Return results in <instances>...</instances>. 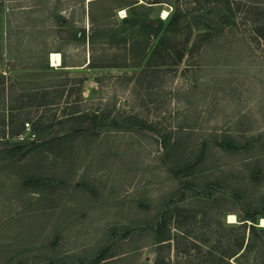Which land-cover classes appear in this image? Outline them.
<instances>
[{"label":"rangeland","instance_id":"1","mask_svg":"<svg viewBox=\"0 0 264 264\" xmlns=\"http://www.w3.org/2000/svg\"><path fill=\"white\" fill-rule=\"evenodd\" d=\"M232 1L245 6L237 26L217 31L223 13L205 0H0V88L56 99V106L38 108L0 95V213L13 215L0 218V264H92L108 247L114 258L106 264L132 254L117 264H153L158 223L172 215L176 234L177 209L196 216L200 224L190 228L197 235L210 233L209 222L251 225L252 215L264 228V38L251 33L254 21L245 13L261 0ZM177 6L205 7L210 21L209 29L193 26L176 38L190 40L177 65L85 68L92 40L108 50L127 34L141 38L123 18L138 14L157 26ZM99 49L101 62H109L112 51H105L107 61ZM54 54L58 66L50 65ZM64 62L69 67L61 69ZM46 65L53 70L40 72ZM21 102L29 116L17 121L18 111L9 109ZM86 115L84 129L73 132ZM92 117L104 125L93 126ZM63 135L70 137L30 150ZM223 138L254 151H222ZM165 141L180 145L167 150ZM9 161L21 172L13 185L2 172ZM10 192L12 200L4 196ZM253 260L243 262L264 264Z\"/></svg>","mask_w":264,"mask_h":264},{"label":"trees","instance_id":"2","mask_svg":"<svg viewBox=\"0 0 264 264\" xmlns=\"http://www.w3.org/2000/svg\"><path fill=\"white\" fill-rule=\"evenodd\" d=\"M199 1V0H197ZM209 4L216 6V8L223 13V18L221 21L216 24L214 27L217 31H221L227 26L235 25L237 20L236 13L244 10L245 6L243 4H234L232 0H205ZM256 2V1H255ZM254 2V5H255ZM258 3V4H257ZM256 3L257 6H248L245 10L247 16L253 18L254 21V28L252 32L255 37L262 39L264 38V8L263 3L264 0L258 1ZM205 7H200L192 10H184L180 6H177L174 9L173 14H170V18L167 22L158 20L157 26L154 22L148 21V19H144L143 16L134 15L132 19L123 18L126 24H130L132 27H135L136 35L141 37L139 39H129V35L131 37V33L127 34V40L125 41H118L117 43L111 42L108 47L110 52L112 51V59L109 62H101L99 57L97 56L98 47L101 46L99 49L100 53L103 54V60H107V56L105 55V51H109L104 48L105 44H97L94 40L91 41L90 45V62L87 64L85 68L89 69H96V68H116V69H126V70H137V69H144L153 66L159 67H167L169 66L168 61H172L173 65H177L178 61L183 60L184 51H186L187 47L186 44H189L190 40L187 38L184 43H179L177 41V37L184 33L185 30H191L192 27H205V29H209V19L203 17L202 12ZM197 13L198 18L194 21L187 20L189 14ZM107 18V17H105ZM255 18V19H254ZM93 20V18H92ZM223 20H227L225 24H222ZM246 22L247 18H243ZM96 20H93V24L95 25ZM135 31V30H134ZM85 31H83V34ZM159 37V41L156 44H152V38ZM208 38V37H207ZM126 39V35H125ZM256 39V38H255ZM206 40V36H205ZM151 41V42H150ZM100 45V46H99ZM181 47V49H180ZM206 52L205 49L202 50ZM122 53L123 55H120ZM172 54L176 55V59L172 58ZM119 55L122 59H119ZM101 58V57H100ZM108 61V60H107ZM121 62V64L119 63ZM199 66V64L197 65ZM61 69H66L65 62L60 66ZM53 67H46L40 69V72H48L53 70ZM67 71V70H65ZM5 73H9L5 71ZM6 75L0 73V87L5 86ZM10 93V98L15 99L17 101L27 99L31 101L33 104H37L38 108L43 107H50L56 106V99H50L49 92L46 91H38L33 92V94L28 96H19L15 94V90L13 88L6 89L0 88V95H5L6 93ZM35 93V94H34ZM57 94V97H63L65 90H57L53 92ZM55 96V95H54ZM22 98V99H21ZM62 99V98H61ZM16 100V99H15ZM58 105V104H57ZM29 105L21 102V105L12 106L10 107V111H18L17 115H13L12 118L17 121L24 120L29 116L28 109ZM89 115H86L79 126L73 128V132H77L81 129H84L82 125L87 122L88 118H91ZM41 121V119H40ZM75 121V120H74ZM76 122V121H75ZM94 126H101L104 125V122L98 120L97 117H92V121H90ZM23 123V121L21 122ZM24 124V123H23ZM137 125L138 127H142L148 130H152L151 126H145L140 123H132V125ZM134 125V126H135ZM51 128V126H47L46 129ZM2 132L0 131V135ZM5 134V133H4ZM2 136V135H1ZM70 136L63 135L58 138L51 139L47 142H42L37 146H34L30 150L32 152L42 149L43 147H52L54 143L58 141H65ZM164 149L167 150H174L175 147L179 146V143H168V141L163 142ZM219 147L222 151H231L235 150L237 152L245 151V152H252L254 148L252 145H247L246 147H240V145L231 138H223L221 141H218ZM12 156H16L15 154H11ZM43 157V156H42ZM10 155L4 157L3 159L9 160ZM45 158V157H44ZM205 158V155L201 156L199 160ZM212 184H209V187ZM213 187L222 189L220 184H214ZM216 209V207H213ZM170 214V212H168ZM172 215L169 217L163 218L160 223H158L159 229L156 232V240L155 245L157 246V250L155 253V260L153 264H248L243 262V259L247 258L250 260L252 257L254 260L252 261H260L264 262V228H259L255 224L256 223V216L252 215L249 216V222H252L251 225L248 223H244L243 225L232 226L224 221L219 224H210L205 223L207 227H211L210 233H202V234H195L194 228L197 229V226L200 224L197 221L196 216H184L180 209L176 210V219L174 224V229L177 230L176 234H172V229L169 228V222L172 221ZM178 218V219H177ZM204 225V226H205ZM262 226L264 227V219L262 220ZM190 227H193L191 230ZM247 230H250V234L247 235ZM259 237L258 242L255 243L254 237ZM174 243L172 246L171 243ZM174 247V255L172 261V248ZM168 249L166 254H163L164 250ZM161 250V251H160ZM112 249L111 247L106 248L102 251L97 258L93 261L92 264H106L108 260L113 259V256H110ZM249 256V258L247 257ZM127 257V256H126ZM122 258L121 260L117 261H126L130 258Z\"/></svg>","mask_w":264,"mask_h":264},{"label":"crops","instance_id":"3","mask_svg":"<svg viewBox=\"0 0 264 264\" xmlns=\"http://www.w3.org/2000/svg\"><path fill=\"white\" fill-rule=\"evenodd\" d=\"M89 63V61L86 63V65ZM50 65L52 66V59H51V62H50ZM85 65V66H86ZM60 67V66H59ZM2 167H3V169L2 170H5V171H2V172H4L5 174H6V177H8V179H9V183H10V185L12 184V183H14L13 181H16L17 182V180H18V178H20V171L18 170V168H17V166H16V164L15 163H11V161H9V162H4V163H2ZM3 173H1L0 175H2ZM8 174V175H7ZM6 182V181H5ZM16 184V183H15ZM13 185V184H12ZM13 188V187H12ZM12 188H10V190L11 191H13L12 190ZM8 189H9V187H8ZM2 190H7L6 188H4V189H2ZM1 190V191H2ZM12 193L13 192H10V194H9V196H8V194H4V196H7L6 198H9V200H12L11 198L13 197V195H12ZM13 202H10V206H12L13 204H12ZM11 216H13V215H11V214H8V213H0V218L2 219L3 217H11ZM9 229H11V228H8V230ZM4 235H8V233H4Z\"/></svg>","mask_w":264,"mask_h":264},{"label":"bare ground","instance_id":"4","mask_svg":"<svg viewBox=\"0 0 264 264\" xmlns=\"http://www.w3.org/2000/svg\"><path fill=\"white\" fill-rule=\"evenodd\" d=\"M163 17H164V19L167 18V17H168V12H165ZM52 61H53V65H54V66H58L59 63H61V62H60V61H61V57H60V55H58V54H54V55L52 56Z\"/></svg>","mask_w":264,"mask_h":264},{"label":"water","instance_id":"5","mask_svg":"<svg viewBox=\"0 0 264 264\" xmlns=\"http://www.w3.org/2000/svg\"><path fill=\"white\" fill-rule=\"evenodd\" d=\"M89 62H90V58H89Z\"/></svg>","mask_w":264,"mask_h":264}]
</instances>
